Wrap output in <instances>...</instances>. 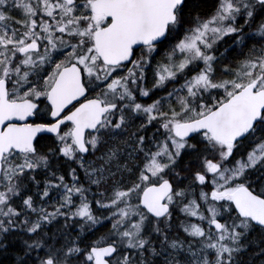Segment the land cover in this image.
Returning a JSON list of instances; mask_svg holds the SVG:
<instances>
[{"label":"snow or ice","instance_id":"obj_1","mask_svg":"<svg viewBox=\"0 0 264 264\" xmlns=\"http://www.w3.org/2000/svg\"><path fill=\"white\" fill-rule=\"evenodd\" d=\"M0 264H264V0H0Z\"/></svg>","mask_w":264,"mask_h":264}]
</instances>
